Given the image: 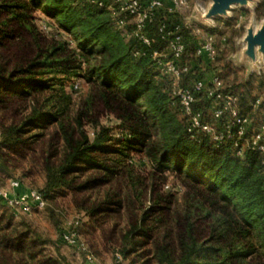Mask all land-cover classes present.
I'll list each match as a JSON object with an SVG mask.
<instances>
[{"label": "trees", "instance_id": "16d2710c", "mask_svg": "<svg viewBox=\"0 0 264 264\" xmlns=\"http://www.w3.org/2000/svg\"><path fill=\"white\" fill-rule=\"evenodd\" d=\"M38 10L74 34L78 47L43 33ZM256 11L264 16V2ZM164 16L171 23V15L162 12L149 27L156 42L146 47L133 37L125 39L110 10L83 0H0V172L9 178L17 171L24 177L42 175L44 210L59 191L101 195L108 186L103 200L86 204V199L82 209L107 241L121 247L122 260L133 264L153 259L160 264H264L260 159L249 151L239 157L231 144L218 147L205 135L192 138L186 118L172 111L168 76L152 60L154 50L168 53L157 36ZM189 36L183 62L200 64L197 41ZM215 46L213 69L223 70L220 79L239 97L243 112L253 114L254 94L264 92V74L239 82L238 69L228 61L234 49ZM136 51L144 55L136 58ZM192 74L202 78V68L192 67ZM75 78L88 86L77 103L64 87ZM258 111L264 113V101ZM111 116L121 136L102 123ZM131 151L143 153L158 172L171 169L183 178V212L176 209L174 195H163L156 184L134 175L127 163ZM125 173L127 180L118 179ZM84 176L89 179L79 183ZM150 187L154 207L143 212ZM123 209L127 230L120 235L115 224L106 234L104 226ZM153 221L164 231L153 233L148 225ZM76 224L73 229L81 236L83 224ZM11 226L0 219V264H69L64 256L45 255L46 241L30 228Z\"/></svg>", "mask_w": 264, "mask_h": 264}, {"label": "rangeland", "instance_id": "374dc122", "mask_svg": "<svg viewBox=\"0 0 264 264\" xmlns=\"http://www.w3.org/2000/svg\"><path fill=\"white\" fill-rule=\"evenodd\" d=\"M264 0H255L248 6L234 5L233 9L229 12L228 16L223 18H216L212 20L209 24H201L197 18H200V13L205 12L212 5V0H187V7L175 15L172 19L183 23L184 37L189 34L193 40L197 41V44L201 39L195 34L193 30H200L201 32H210L217 44H220L222 38L226 39L224 49H234V53L238 56L242 51L243 45L242 40L247 35L249 29L257 30L261 27L264 22V16L259 17L257 14V7L263 3ZM36 19L40 30L49 36H55L58 39L66 41L72 48H77L78 43L74 34L66 33L61 30L55 20L49 18L43 10H38L36 13ZM188 26H191L188 28ZM129 32L132 31V26H128ZM189 36V37H190ZM131 38V37H130ZM129 37H125L128 41ZM233 39L234 47L230 45L229 39ZM232 42V43H233ZM229 61V59H228ZM188 62V61H187ZM234 65V63H233ZM165 75V74H164ZM247 72H241L238 74L239 82L244 81ZM168 76V75H166ZM170 93L172 95L173 104L172 111L176 112L178 118L185 121L184 115L181 111L179 102L175 95L176 89L181 86L189 85L190 83H177L175 79L168 76ZM66 92L72 96L73 100L78 102L80 97L86 95L88 92V86L86 81L83 79H72L65 83ZM199 108L206 109V104L199 105ZM102 123L106 126H110L114 129V133L121 136V131L118 129L119 123L114 119V117H105L102 119ZM90 139H93L90 127H87ZM1 133V132H0ZM1 141V139H0ZM127 163L134 167V175L138 178L146 180V183L156 184V189L163 195H174L176 201V209L181 213L184 211V194L185 187L182 183V177L171 169H164L161 172L157 171L156 166L150 162L147 157L138 151H131L129 160ZM90 175V174H89ZM121 180L129 177L128 174H122L120 176ZM89 179V176H84L79 180V183H84ZM19 182L20 186L14 189L13 183ZM44 188V177L39 173L34 174L31 177H24L22 172H14L13 177H7L5 174L0 172V189H3L11 194L24 195L30 192H41ZM110 188L104 187L101 190V195H97V191H81L77 193H72L70 191H59L57 194L50 196L49 207L44 210H33L30 213L23 212L21 210L9 211L4 201H0V219L4 217V220H9L12 224L11 227L15 229L30 228L32 235H39L43 240L46 241L44 247V254L59 257L64 256L67 258L69 264H114L116 261L117 254H120L121 247L116 245L114 242L107 241L104 238L102 230L95 226L89 221L86 212L82 209V205L86 199L89 201L86 203H92L93 201H98L99 198H103L107 195ZM133 200L135 197L133 196ZM143 202L142 206L143 212L149 211L154 207L151 187L148 190L147 197ZM135 202V205H139V202ZM127 203V201H126ZM7 207V208H6ZM82 222L83 233L80 236L81 242L86 246V251L78 250L65 244L61 239V233L63 231H71L77 221ZM127 215L123 209L119 214L113 215L111 219L107 222L104 229L106 234L110 231L113 225L117 224V228L120 229V235L127 230ZM4 224V222H3ZM152 227L153 233L163 230L162 225L158 222H152L148 224ZM146 226L145 227H149ZM120 238V236H119ZM121 240V238H120ZM91 249L92 253L89 252ZM92 256L93 260L89 261L88 256ZM157 259L151 260L150 264H160ZM122 264H133L130 260L123 259Z\"/></svg>", "mask_w": 264, "mask_h": 264}, {"label": "built area", "instance_id": "2783aa9c", "mask_svg": "<svg viewBox=\"0 0 264 264\" xmlns=\"http://www.w3.org/2000/svg\"><path fill=\"white\" fill-rule=\"evenodd\" d=\"M83 1L110 10L117 30L121 31L125 37H133L146 47H152L156 42V37L149 34L150 25L162 12L170 14L171 23L165 16L160 19L157 35L165 42L168 53L164 50H154L152 60L154 67L163 74L173 77L177 83H185V81L191 83L175 91L181 111L187 121L188 133L192 138H198L201 135L208 136L218 147L231 144L235 154L239 157H244L248 151L255 153L260 159L264 174V113L263 111L257 112L264 98L257 97L253 101V108L256 110L253 114L245 113L240 107L239 97L229 91V86L223 83L219 76L207 82L203 78L195 79L193 74L191 75L192 65L183 62L187 41L183 35L184 25L172 19L173 15L187 7V0ZM129 25L132 26L130 32ZM189 27L191 26L186 28L189 29ZM193 31L201 39L197 44L198 55H205L210 61H214L217 49L213 35L210 32ZM142 55H144L142 51L134 52L136 58ZM201 104H206L207 108H199ZM13 186L16 189L20 183L15 182ZM0 200L10 208L26 213L46 207L43 195L37 191L17 195L0 189ZM61 238L71 247L81 251L87 250L80 240V235L74 229L63 231ZM88 260H93L91 255L88 256ZM120 262H122V257L117 254L114 264Z\"/></svg>", "mask_w": 264, "mask_h": 264}, {"label": "water", "instance_id": "95a60500", "mask_svg": "<svg viewBox=\"0 0 264 264\" xmlns=\"http://www.w3.org/2000/svg\"><path fill=\"white\" fill-rule=\"evenodd\" d=\"M255 0H212V5L208 10L200 13L197 20L201 24H209L216 18L228 16L234 5L248 6ZM242 51L240 60L237 63L245 66L258 68L264 63V22L257 30L249 29L247 35L242 40Z\"/></svg>", "mask_w": 264, "mask_h": 264}, {"label": "crops", "instance_id": "0c3cea01", "mask_svg": "<svg viewBox=\"0 0 264 264\" xmlns=\"http://www.w3.org/2000/svg\"><path fill=\"white\" fill-rule=\"evenodd\" d=\"M225 42H226V39L222 38L221 44L225 46ZM236 53L237 52L230 55L229 61L232 64L234 63L233 66L236 69H238V74H240L241 72H245V71L247 72L245 80H247L251 75L262 76L264 74V63L260 64L258 66V68H255L254 66L249 67V66H245V65H240L237 63V60H240L241 52L239 53L238 56L236 55ZM196 54H197V56H199L201 63L199 64L195 60H191V61H189V63H191L193 68H196V67L202 68V72H203L202 78L205 79V81L210 82V80L213 77L219 76V74L223 72V70H221V69H219V70L213 69V63L215 60L210 61L205 55L204 56L198 55L197 50H196ZM240 82H242V81H240ZM237 84H240V83H237ZM228 86H230V85H228ZM257 97H263L264 98V92L258 91L257 93H255L254 97H253V101Z\"/></svg>", "mask_w": 264, "mask_h": 264}]
</instances>
